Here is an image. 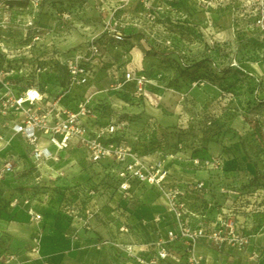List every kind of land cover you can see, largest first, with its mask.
<instances>
[{
	"label": "built area",
	"instance_id": "1",
	"mask_svg": "<svg viewBox=\"0 0 264 264\" xmlns=\"http://www.w3.org/2000/svg\"><path fill=\"white\" fill-rule=\"evenodd\" d=\"M17 1L0 0V127L26 141L38 174L26 196L10 203L28 205L33 200L52 199L76 236L81 228L91 229L90 220L101 212V200L111 205L118 194L120 200L142 202L143 191L150 188L164 205V212L152 218L164 223V234L150 242H136L129 239L130 225L122 219L117 232L99 240V245L119 248L136 264H207L205 257L196 252L200 242L243 255L258 224L252 213L235 211L242 184L233 183L230 175L238 172L241 160L218 153L185 154L181 142L171 149L168 135L157 121L149 119L144 129L132 131L129 115L118 113L120 107L106 98L96 97L98 92L125 90V102L151 101L160 92L161 86L153 84L146 73L129 66L126 55L118 63L112 54L128 30L142 32V20H154L152 0H92L102 29L72 52L45 56L40 53L43 45L51 47L53 41L42 40L48 33L38 23L43 0H21L25 1L22 7H17ZM71 12L70 8L63 9L54 25L62 28ZM17 28L23 35L19 39L23 44L20 50H25V69L17 48L6 45L17 39ZM56 64L65 68V78H59ZM101 69L105 70L108 85L93 89L95 74ZM128 83L132 84L130 90L125 89ZM157 101L153 106L158 107ZM74 149L82 152L86 170L98 176L79 184L53 185L56 177L64 176V170L56 166L67 161L66 152ZM176 166L204 176L181 179L175 175ZM43 169L52 185L43 184ZM13 170V161L5 159L0 179ZM113 210L123 218V207L115 205ZM27 213L36 223L42 219L32 208ZM40 237L41 233L32 237V252H38ZM1 257L3 264L17 260L13 253L4 252Z\"/></svg>",
	"mask_w": 264,
	"mask_h": 264
},
{
	"label": "rangeland",
	"instance_id": "2",
	"mask_svg": "<svg viewBox=\"0 0 264 264\" xmlns=\"http://www.w3.org/2000/svg\"><path fill=\"white\" fill-rule=\"evenodd\" d=\"M24 4L25 1H17V7ZM151 4L155 9L158 5L162 8L153 9V21L146 17L142 20L145 23L142 32L128 30L125 40L116 45L117 52L128 57L130 67L146 73L153 84L161 86L155 99L157 104L162 103L163 114L178 116L175 126L165 128L169 148L176 149L175 144L181 142L182 153L213 154L216 153L213 145H217L227 154L244 157L243 183L239 180L241 172L231 178L234 183L242 184L235 211L250 212L254 223L262 224L264 0H152ZM66 8L72 11L70 18L62 28L57 27L54 24ZM38 17L44 32L48 31L43 42L53 41L51 47L43 45L40 53L44 56L51 52L54 55L72 52L102 29L92 0H43ZM20 36L23 35L17 28V39L6 45L17 48L25 69L28 66L23 64L26 59L25 50H20L23 47ZM101 39L106 44V38ZM119 54L114 57L119 59ZM56 70L59 78H65L62 65L56 64ZM22 78L26 81L24 75ZM103 84L102 89L108 81ZM155 99L148 102L138 99L146 104L148 115H131L144 114L152 119L151 112L157 110L153 106ZM173 133L177 136H169ZM85 172V181L98 176L95 171ZM64 176L56 177L53 184H60Z\"/></svg>",
	"mask_w": 264,
	"mask_h": 264
},
{
	"label": "crops",
	"instance_id": "3",
	"mask_svg": "<svg viewBox=\"0 0 264 264\" xmlns=\"http://www.w3.org/2000/svg\"><path fill=\"white\" fill-rule=\"evenodd\" d=\"M116 49L112 54L117 56L118 47ZM116 52L118 54H115ZM119 55V59L114 57L118 63L124 60L123 55ZM105 80H107L105 70L97 71L93 89L101 90ZM131 88V83L125 85V89L130 90ZM123 93L125 90L98 92L96 97L109 99L111 105L115 104L120 107L115 109L118 113L129 114L132 119L130 122L132 131L144 129L146 122L150 119L144 115H148L146 104L141 100H135L134 103L125 102ZM161 104L160 102L155 112H151L153 114L151 118L157 121L162 129L175 126L179 121L178 116L163 114ZM136 113L144 114L140 117L134 116ZM0 134L4 136V139L0 140V167L5 159L12 160L14 164L13 172L0 179V264H3L1 255L4 252L17 256V260L10 264H136L119 248L112 245H99V240L109 238L116 233L122 224V219L130 225L129 239L136 242H150L164 234V223H156L152 220L155 215L164 212V205L161 198L150 188H145L143 191L142 202L120 200L118 194L113 197L111 205L101 200V212L90 220L91 229L81 228L76 236L73 235L75 229L71 224L58 214L56 203L52 199L33 200L28 205L20 201L12 205L10 202L15 198L26 196L27 189L34 184L33 179L38 171L34 168L30 158L31 148L21 136L12 135L8 129L3 130L1 127ZM216 146L213 145L214 152L225 153L222 147ZM139 148H141V143ZM65 156L69 157L67 161L56 166L64 170L65 176L62 182L56 185L84 182L87 177L85 172L87 163L83 159L82 152L74 149L66 152ZM238 158L241 160L238 172L242 174L239 180L243 183L245 159L240 155ZM41 172L43 184L52 185L47 178L46 170L43 169ZM175 172V175L179 174L178 177L184 180H194L204 176L202 172L193 173L180 166H176ZM238 172L230 176L234 178ZM226 178L228 182L230 179L228 176ZM115 205L124 208L123 218L114 214L113 206ZM29 208L42 216L40 222L36 223L30 219L27 213ZM37 233H41V237L38 252L35 253L31 251V240ZM196 252L205 257L207 264H264V222L258 224L251 243L243 255L234 250L219 251L208 242H200L196 247Z\"/></svg>",
	"mask_w": 264,
	"mask_h": 264
},
{
	"label": "trees",
	"instance_id": "4",
	"mask_svg": "<svg viewBox=\"0 0 264 264\" xmlns=\"http://www.w3.org/2000/svg\"><path fill=\"white\" fill-rule=\"evenodd\" d=\"M210 123H212L211 121H210ZM171 132V131H170ZM169 136H174V137H176L177 136V134L176 133H173V134H169ZM226 156H233V155H230V154H227V153H224Z\"/></svg>",
	"mask_w": 264,
	"mask_h": 264
}]
</instances>
